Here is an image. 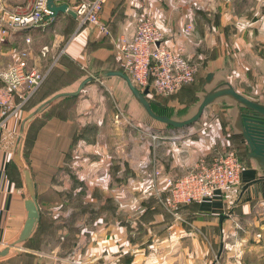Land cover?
I'll list each match as a JSON object with an SVG mask.
<instances>
[{"label": "crops", "instance_id": "0c3cea01", "mask_svg": "<svg viewBox=\"0 0 264 264\" xmlns=\"http://www.w3.org/2000/svg\"><path fill=\"white\" fill-rule=\"evenodd\" d=\"M35 1L0 0V9L5 8L12 13L22 14L31 9ZM76 1L64 0L60 3L57 0V3L68 4L70 8L75 10ZM105 2L102 20L108 22L111 26L110 39L99 42L98 39L102 36L99 35L96 29L91 26L80 27L79 20L77 21V19L67 14H60L53 21L45 19L36 27L11 29V34L6 40L0 39V67L4 68L11 64L14 53L24 45L26 38L30 37L32 40L29 54L30 66L33 67L34 65L41 72L45 69L48 61L54 58H56L55 62L57 61L56 66L61 63L63 65L73 63L80 67V70H86L82 67V65H85L89 73L101 69L115 68L114 62H117V59L111 58V56L116 54L115 44L117 39L122 35L131 36L134 33L138 17L142 15L152 17L157 27L164 32L168 45L175 51L183 49L184 54L189 59V57H193L195 46L197 47V44L203 39V34L206 35V33L211 32L213 36L219 33L227 34L231 31L230 27L235 25L240 17L238 10L235 8L242 4V1L233 0H106ZM77 22L79 26L76 27L74 32L70 31V36H68L66 30L70 23L75 24ZM189 25L192 26L191 32L186 30ZM66 38L67 41L61 49ZM94 43L100 45L94 47L92 46ZM44 48H47V50L44 51ZM227 63L232 64L230 56H225L220 66L207 70L206 75L208 72L222 69ZM52 70L49 68L48 72L51 73ZM48 72L46 74H49ZM48 76L50 75H47V78ZM85 90L82 94L86 95L88 89ZM132 109L136 110L137 107L133 106ZM76 110L79 117V120L76 121L77 127L88 128V126H91V128H95L93 131L95 135H90L89 139L88 132H85L83 136H76L78 143L75 145V150L71 152L70 158H66L68 155L63 153L64 150L61 147L62 136L55 130L57 128L56 122L51 119L54 116L45 117L43 115L39 119L42 123L37 129L38 134L33 142L32 167L30 168L32 175L33 173L37 175L39 190L48 191L51 189L59 193H73L74 196L79 195L78 198H75L82 201L84 205L86 200H95L90 198L91 195L89 194L94 191L102 192L100 198L102 201L104 200L103 204L107 201V197L103 193L107 194L113 191L109 190L111 184L109 174L114 165L117 167V176L122 177L125 175L124 170L127 169L126 164L129 168H132L128 164L129 159L133 158L137 161L136 168L140 173L135 172V168L134 170L132 168V176H138L139 178L142 173L145 176L143 175L144 178L141 177L139 182L132 181L131 183L136 184V191L140 195L141 192L149 188H153V192H156V189L159 191L164 188L163 180H159L155 175L157 167L161 169L165 176L182 175L189 169L188 159L192 158L191 164L193 165V162L198 160L197 157L200 152L205 148L202 140H194L196 136L195 128L192 131H187V137L184 141L186 148L178 151L176 145L182 140L181 138L163 137L167 136L166 132H161L162 135H158V139H153L151 134L139 137L136 133L129 132L131 127L120 126L115 119H112V125L110 121H106L104 119L106 110H103L100 120H95L93 123L92 113H90L92 119L88 118V98L80 102ZM134 122L142 124L138 119H135ZM230 122L229 118L228 129L231 133L230 138H233L235 135ZM143 123L144 125H150L149 122ZM10 129L9 126V131ZM9 131L4 134L0 141V250L19 239L27 222L25 190L20 170L15 162V151L11 148L9 135L11 131ZM153 133L157 136L156 131H153ZM225 134L228 138V131H225ZM222 138H224V132H215L213 144H216ZM225 142L226 150L232 147L231 143L226 144ZM178 153H180V160H177ZM246 160L249 166L243 172L240 187L220 193L213 200L199 203L200 206L196 215L200 218H215L222 238L228 231L226 226L231 225L234 221L233 218H246L242 217L241 214H251L249 217L253 218L256 209L264 208V183L249 188L240 199L242 187L260 177L253 162L248 157H246ZM120 165H123L124 168ZM34 167H36L35 171ZM123 183H125L124 180H121V189L126 188ZM121 189L119 188L118 191ZM71 195L69 194V197L73 196ZM120 195L126 196L124 191ZM152 196H155V194H152ZM140 197L143 198L142 195ZM66 199L70 200V198ZM66 199L59 200L57 203H64V208H68L69 200ZM73 199L72 197V201ZM151 205L153 213L150 217L147 216L145 222H142L144 229L141 235L135 234L131 237L130 228L124 226L127 222V224H132L135 227L138 222H141L140 219L135 223L125 222L119 212L115 219L108 216L100 219L101 227L99 229L95 227L98 231L96 233L90 231V237L87 236L84 239V234L79 233L82 232V229L78 228L76 223H71V228L65 231L63 230L65 228L61 229L64 223L58 222L55 228L56 234L64 235L61 238L63 241L59 245L54 243L51 244L52 246L50 244L46 245V238L44 237L42 239L43 246L44 248L49 246L47 248L48 252L44 251V248L43 251H32L26 248L29 241L23 250L8 257H0V264H16L15 260L25 252H36L42 258L58 259L61 262L60 264H88V260L92 262L96 257H104L106 261L103 264H108L112 256L117 259L115 264H123L122 262L126 256L133 257L131 264H171L176 256L188 255L189 252L185 244L191 236L194 238L192 241L196 242V236L187 233L186 229L180 225L174 226L175 222H170L159 212H156L155 203H151ZM251 209L252 211H250ZM221 217H224L223 220H221ZM53 218L60 219L57 216ZM171 224L174 227H171ZM134 231H137V229ZM64 240L65 243H69L67 252L63 248L64 244L62 245ZM51 248L52 251H50ZM225 251L226 246L224 243V251L220 259L224 257ZM65 256L68 258H65ZM200 262L205 263L204 260ZM111 264L114 263L111 262ZM179 264H183L181 259ZM185 264H189L188 260Z\"/></svg>", "mask_w": 264, "mask_h": 264}, {"label": "rangeland", "instance_id": "374dc122", "mask_svg": "<svg viewBox=\"0 0 264 264\" xmlns=\"http://www.w3.org/2000/svg\"><path fill=\"white\" fill-rule=\"evenodd\" d=\"M233 1H238V2L242 1V4H240L239 7L234 6L236 7L235 9L238 10L240 17L237 23L230 27L231 31L227 34L219 33L218 35L215 34L213 36L211 32L206 33V35L203 34V39L197 44V47L195 46L196 49L194 51L193 57L190 58L188 56L189 60L192 63L196 64L199 68L197 79L193 83V85H190L182 89L181 91L170 97H160L161 100L165 104H167L170 107V109H172L174 112L188 109L196 102V100L198 99L197 94L199 92L201 85L203 84L206 71L214 67L220 66L221 61L225 56H230L232 59V64H230L232 68V74L230 75L229 80L236 88V90L253 101L264 103V0H246V1L233 0ZM190 34L193 35L192 33ZM66 41L67 38L65 39L64 44H62L61 49L64 47ZM115 56L116 54L112 55L111 58L113 57L116 58ZM61 58L62 56L60 57V59ZM55 59L56 58L48 61V64H46L45 69L42 70L43 73L48 72L49 68L54 69V67L57 65V61L55 62ZM82 67L86 68V70L83 71L84 74H81L75 69L70 70L69 66L65 67L63 71L70 70V75H84V76L88 75L89 72L87 71V67L85 65L84 66L82 65ZM33 68H35L34 65ZM115 68H118V65L115 66ZM48 73H49L48 75L51 74L50 72ZM66 78L68 80L69 85L75 82L73 80V77L72 78L66 77ZM65 87L62 88L54 87V85H52V80L45 81V83L42 85V87L39 90L38 93L39 95L36 98H33L31 102L30 100L27 101L24 104L23 109L17 114V116L13 117L8 122L4 134H6L9 131V126H10L11 132L9 131L10 132L9 135L12 146L11 148H13L14 151H15V144L20 129V125L23 119L37 106V103L39 102V98L41 96L43 97L49 95L51 92L54 91H55L54 93H56L57 91ZM87 89L88 92H86V95L82 94L80 97L76 98L75 101L72 102L71 104L72 106H70V108L66 110L67 116L65 117L69 121V123L66 124V126L62 125L64 127L62 131L64 132L61 138V145L62 144L67 145V143L68 144L72 143L73 138L70 137L71 135L70 131L72 130L74 132L72 126L76 125V121L79 120L76 108L79 105V103L84 101L86 98H88V118H90V113H92L91 116L93 115L94 117V120L92 121L93 123L95 122V120H100V117L103 115V110L104 111L106 110V112L104 113V119L106 121H110L111 125H112L111 123L112 119L117 120L121 118L122 117L121 114H123L127 118V119L125 118L126 121L133 122L132 125H134V127H132L129 124H125L124 126V127H131L129 128L130 133L132 134L136 133L137 136L143 137L148 134L153 135L154 134L153 131H156L157 136L162 135L160 132H158L159 124L150 122L149 123L150 125H144V123L142 122L141 124L142 126H141L140 124L134 122L135 119L137 118L136 116H134V114L131 113L132 107H130L127 104V102L124 100L123 95L125 94L127 95V93H126V88L122 82L118 80H111L110 82L93 84L89 86ZM64 111L65 110H63L61 114H63ZM59 114H60V110L58 108L57 110L51 112L50 115L57 116ZM39 119L35 121L36 124H34L35 125L34 127L32 125L31 127V129L33 128L32 132L30 129L29 132L30 145L33 144V142L36 140L35 136L37 135L36 134L37 129L42 123ZM90 119H92V117ZM228 122H229V115L227 108L216 105L210 107L205 112L203 118L193 127L177 130V131L169 130L165 133L167 134V136H163V137L173 136V137L181 138L182 140L178 142V145H176V148L178 149V151H180V149L186 148L184 146V141L187 137L186 134L187 131H192V129L195 128L196 136L194 137V140L195 141L202 140L205 144V148L200 152V155L197 157L198 159L197 161L205 158L211 161L215 157L219 156L222 152H225L226 148L224 146V142L226 141L225 142L226 144L227 143L232 144V147L229 148H233V150L236 151L237 155L241 158L244 164V168H246L249 166V163L245 158V154H246L245 147L244 145L241 144H235L234 139L230 138L231 133L229 132L228 129V125H229ZM59 128L60 127H57L55 128V130H58ZM80 129H82V131L84 130V132L85 130L86 132H88V128L82 127ZM218 131L224 132V138H222V140H218L216 144H213L214 133ZM225 131H228V135H229L228 138L226 137ZM87 134H88V139L91 137L90 135H95L94 132H91V134L90 133ZM81 135L83 136V134ZM73 143L74 144H73L72 152H74L76 147L75 145L76 143H78V141L75 140L73 141ZM194 150L196 151L195 148ZM171 154L173 155V152ZM177 160H180V153H178ZM191 160L192 158L188 159L189 169L186 170L185 173H187L191 169V167L195 165V163L197 162L194 161L192 165ZM128 164H130V167H132L133 170L135 168V172L137 171L138 173H140L136 168L137 161L135 159L130 158ZM126 166L127 169L124 170L125 175L122 177L117 176L118 172H117V167H115V165L111 169V171L109 170L110 171L109 179L111 183L109 190H113L112 193L114 194L110 192H108L107 194L103 193L105 197H107V201L104 204H103L104 200L102 201L100 198V196H102V192L100 191H96V192L94 191L89 193L91 195L90 198H94L95 200L94 201L86 200V204H88L87 206L86 204L84 205L82 201L76 199L78 198L79 195L74 196L73 193L65 192L64 193L66 194L65 198H70V200L66 199L69 200V207L64 208L65 207L64 203L59 204L56 201H54L53 204L49 205L46 208L45 217H47L48 219L49 218L52 219L53 217L56 216L58 218L62 217L63 218L62 221H64L63 222L64 225L61 226V229L65 228L63 229L65 231L71 228L70 227L71 223H76L78 225V228L80 227V229H82V232L79 233L84 234L83 239L86 238L87 236L90 237V231H93L92 233L94 232L96 233L98 231V229L101 227V223H99V221L104 216L106 217L108 216L111 219H115L117 217V213L119 212V215H122L125 222L126 221L135 222L140 212L142 210H145L143 205H141L142 198L140 196L142 195L143 199H147L145 197L147 193L146 190L144 189L145 191L141 192L139 195L135 188L136 184H132L131 182L132 181L139 182V179L141 180V177L143 179L145 174L144 173L140 174L139 178L138 176L133 177L131 174L132 168H129L127 164ZM120 167L124 168L123 165H120ZM35 170L36 167H34V171ZM185 173H183L182 175H175V174L173 175L176 177H180L183 176ZM121 180H124L125 183L123 184L126 188L121 189L122 187L120 186ZM118 186L121 189L120 191H118L119 190V188H117ZM122 191H124V194L126 196L123 197L122 195H120ZM69 194L73 195V196L71 195L74 198L73 201H72V197H69ZM139 198L141 199L139 200ZM137 200L139 201L137 202ZM255 202L257 203V201ZM120 203L123 204L121 205ZM252 209L250 211H252ZM170 213L174 217V221H173V223L175 222L174 226L180 225L184 229H186L187 233L191 235L195 234L196 236L195 237L196 242L192 241L194 240V238H192L191 236L189 237V241H187L185 244L186 249L189 252L188 255H185L183 257L176 256L175 257L176 259L173 260V263L171 264H179L180 259L182 260L183 264H185L187 260L189 264H202L200 261L203 260L205 261V263L203 264H213V262L216 259L218 260L220 241H223L225 243L226 251L224 253V257L222 259H219L217 264H264V208H259L258 210L256 209L255 212L253 213L254 215L253 218L249 217L251 216V214L250 215L247 214L248 217L247 215L241 214L242 217H246L242 219L241 218L237 219V217L233 218L234 221L231 223V225L226 226V230L228 231H226L225 236H223V239H221V236L219 234V230L216 225L215 218L211 219V218L194 217L192 219H188V218L186 219L184 215H182L180 212L178 213L175 211ZM102 226L105 227L104 225ZM124 226L129 227V224H127L126 222ZM174 226L173 224H171V227ZM95 227H98V229L96 230ZM63 237H64L63 234L62 235L56 234V230L55 232L51 231L45 237L46 245L47 244L51 245L53 243L59 245L60 242L63 241L61 239ZM62 245L64 250L67 252L69 243L68 242L65 243L64 240V243H62ZM48 247L49 246L45 247L44 251L48 252L47 249ZM52 250L53 249L51 248L50 251ZM30 254H32L33 256L31 255L28 256H31L32 258L35 257L36 259L37 257L38 264L61 263L58 261V259L54 260L48 257L45 258L39 257L36 252H32ZM28 256L24 258L23 264H26V261L28 263H31L29 260L30 258H28ZM67 256H65V258H68ZM132 259H133L132 256H126L122 263L131 264ZM116 260H117L116 257L112 256V259L109 261L110 263L108 264H111V262L115 264ZM104 261H106L104 257H96L93 259L92 262L91 260H88V264H103Z\"/></svg>", "mask_w": 264, "mask_h": 264}, {"label": "built area", "instance_id": "2783aa9c", "mask_svg": "<svg viewBox=\"0 0 264 264\" xmlns=\"http://www.w3.org/2000/svg\"><path fill=\"white\" fill-rule=\"evenodd\" d=\"M106 0H77L75 11L80 27L91 26L101 36H110L107 24L101 18ZM45 19L54 17L47 7V0H36L31 9L22 13H10L0 9V39L6 40L11 29L39 26ZM192 31V26L187 27ZM32 40L26 38L24 45L14 53L13 61L7 67H0V141L8 122L16 117L24 104L39 90L47 78L46 73L29 65ZM47 48H44V51ZM117 65L130 76L141 91L148 90V96L170 97L184 86L193 84L199 68L184 54L183 49L171 48L162 32L150 16L138 17L134 33L120 36L115 44ZM117 124L124 126L133 122L126 121L121 114ZM127 119V118H126ZM139 126V125H138ZM153 139L158 136L151 135ZM244 164L233 148L227 149L211 161L201 159L183 176L164 175L159 167L155 175L163 180L164 188L153 192L146 190V198L155 194L164 196V205L170 212L178 210L181 204L203 203L215 199L220 193L242 185ZM142 210L140 213H144Z\"/></svg>", "mask_w": 264, "mask_h": 264}, {"label": "water", "instance_id": "95a60500", "mask_svg": "<svg viewBox=\"0 0 264 264\" xmlns=\"http://www.w3.org/2000/svg\"><path fill=\"white\" fill-rule=\"evenodd\" d=\"M47 7L54 18L60 14H67L78 20L76 11L68 4H58L57 0H47ZM231 74L232 68L228 63L222 69L208 72L197 94L196 102L188 109L178 112H174L159 100L150 98L148 90L138 89L130 76L119 68L91 72L43 100L23 119L15 144V162L21 173L26 196L27 222L19 239L0 250V257H8L23 250L29 241L34 240L41 221L35 182L26 157V143L32 125L58 104L80 97L86 88L96 83L111 80L122 82L127 93L123 95L124 100L130 107H137L136 110L132 109L131 113L140 122L159 124L158 132L160 133L193 127L210 107L215 105L226 107L234 135L243 139L247 148V157L260 174L259 179L242 187L240 199L249 188L264 183V103L253 101L238 92L229 80ZM223 218L221 217V220ZM223 251L224 244L221 245L218 260Z\"/></svg>", "mask_w": 264, "mask_h": 264}, {"label": "trees", "instance_id": "16d2710c", "mask_svg": "<svg viewBox=\"0 0 264 264\" xmlns=\"http://www.w3.org/2000/svg\"><path fill=\"white\" fill-rule=\"evenodd\" d=\"M63 1L64 0H58V2H60V3L63 2ZM105 3H104V5H105ZM103 9H104V6H103ZM103 9H102V12H101V18H102ZM78 22L75 23V24L74 23L73 24L70 23L68 29L66 30L68 36H70L69 35V32L70 31L71 32H74V30L76 29V27L79 26L78 25ZM105 23L107 24L108 28L110 29V32H112V29H111L110 24L108 22H105ZM70 34H72V33H70ZM110 37L111 36H102L98 40H99V42H101L102 40L106 41V40L110 39ZM96 45H100V44L94 43L92 46L95 47ZM59 65H62V66H59ZM59 65L54 67V69L52 70L50 76H48V78H46V80H45V81L52 80V85H54V87H60V88H62V87L68 86L69 83H68V80H67L66 77H69V78L70 77L71 78L73 77V80L76 81V80H79L80 78H82V76H84V75H70V70H73V69H75L76 71L80 72L81 74H84V72H83L84 70H82V69L80 70V67L76 66L73 63L72 64H64V65L61 63ZM67 66L70 67L69 68L70 70L69 71H63V69L65 67H67ZM114 66H117V62H114ZM87 71H88V68H87ZM205 77H206V75H205ZM205 77H204L203 83L205 81ZM45 81H44V83H45ZM191 85H193V84H191ZM202 85H201V87H202ZM188 86H190V85L184 86L182 89H184V88H186ZM201 87H200L199 91L201 90ZM40 88H39V90H40ZM39 90L31 97L30 102H31V100L33 98H36L39 95L38 94L39 93ZM54 92H51L49 95H46V96H43V97L41 96L39 98V102L37 103V105L40 102H42L44 99H46L48 96H50L51 94H53ZM160 97L161 96L154 95L153 98L159 100L164 105L168 106L167 104H165L161 100ZM74 101H75V99L65 100L64 102H62L59 105H57L56 107H54L47 114H45V117H49V116L52 117V115H50L51 112H53V111H55V110H57L59 108L60 114L57 115V116H54L51 119H54V121L56 122L57 127H60L57 131L61 134V136H63V132H64V131H62V129L64 128L62 125L66 126V124L69 123V121L65 117V116H67L66 110H68L70 108V106H72L71 104ZM63 110H65L64 113H63L64 115L61 114V112ZM34 124H36V123H34ZM34 124H33V127L35 126ZM76 127H77V124L74 125V126H72V129L74 130V132L72 130L70 131L71 132L70 137L73 138V141L76 140V136H78V135L80 136L81 134L84 135V133L86 132V130L84 132V130L82 131V129H80L79 127H77V129H76ZM32 130H33V128L31 129V132H32ZM92 130L94 131L95 128H91V126H88V133L91 134V132H93ZM36 134H38V133H36ZM233 138H234V141H236L235 143H239L241 145H244V147H245V143H244V141H243L242 138H240L238 136H233ZM73 141H72L71 144L70 143L69 144L67 143V145H65V144L63 145L62 144V146H61L63 148V150H64V152L63 151L62 152L68 155V157H66V158H70V154L72 152V148H73V144H74ZM33 147H34V143L30 145V139H29V136H28L27 143H26V157H27V160L29 162L30 167H32L31 166V153H33L32 152V148ZM245 153H246L245 154V158H246L247 157V148L246 147H245ZM240 160H241V158H240ZM33 176H34V180H35V184H36L35 186H36V193H37V196H38V202H39L40 209H41V221H40V224H39V228H38V230H37V232H36V234L34 236V241L33 242L30 241L27 244V247L26 248H28L29 250H32V251H42L43 248H44L42 239L44 237H46V235L49 234L51 231L53 232L55 230L58 222H64V221H62L63 218H61V217H59L60 219H54V218H52V219L49 218L48 219L47 217H45L46 216L45 215V210H46V208L49 205L53 204L54 201L58 202L59 200L66 199L65 198L66 197V194L59 193V192H54L51 189L48 190V191L39 190V186L37 185V175L35 173H33ZM163 201H164V196L163 195L161 197L150 196L147 199H143V198L141 199V205H143V207L145 209V212L142 213V214L140 213L138 215V217L136 218V221L135 222H138L139 219L141 221V222H138V224H136V226H135L136 228L133 227L132 224L129 225V228H130L129 230L131 232V237H133L135 234L136 235L143 234V229H144L143 227L144 226H143V223L142 222L143 221L145 222V220H147V216L150 217V215L153 213V211L151 210V206H152L151 203H155L156 208H157L156 209V212H159L161 215H163L165 218H167L170 222H173L174 221L173 215L170 213L169 210H167L165 208V205H164V202ZM199 206H200V204L197 203V202H192V203H189V204H181L176 212H178V213L180 212L181 214H183L186 219L187 218L188 219H192L194 217H198L196 214H197V210H198V207ZM58 220H60V221H58ZM136 229H137V231H134ZM219 233H220V231H219ZM221 239H223L222 238V234H221ZM222 244H224V242L223 241H220V243H219V252L221 250V245ZM28 255L33 256L32 254H30L28 252L22 253L20 255V257H18L15 260V263L16 264H23L24 258L27 257ZM31 256H28V258H30L29 260H30L31 263H28L26 261V264H32V263H35L36 264L37 257L35 259V257L32 258ZM217 263H218V260L216 259L213 262V264H217ZM37 264H38V262H37Z\"/></svg>", "mask_w": 264, "mask_h": 264}]
</instances>
